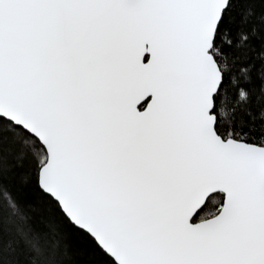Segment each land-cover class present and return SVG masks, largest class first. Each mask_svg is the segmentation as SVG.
Returning <instances> with one entry per match:
<instances>
[{"label": "snow or ice", "instance_id": "obj_1", "mask_svg": "<svg viewBox=\"0 0 264 264\" xmlns=\"http://www.w3.org/2000/svg\"><path fill=\"white\" fill-rule=\"evenodd\" d=\"M0 264H264V0H0Z\"/></svg>", "mask_w": 264, "mask_h": 264}]
</instances>
